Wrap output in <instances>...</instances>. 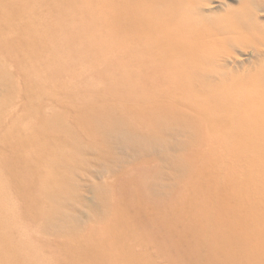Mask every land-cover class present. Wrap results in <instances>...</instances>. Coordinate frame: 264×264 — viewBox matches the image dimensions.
Listing matches in <instances>:
<instances>
[{
    "label": "rangeland",
    "instance_id": "374dc122",
    "mask_svg": "<svg viewBox=\"0 0 264 264\" xmlns=\"http://www.w3.org/2000/svg\"><path fill=\"white\" fill-rule=\"evenodd\" d=\"M207 1L209 4L196 14L206 13L208 7L215 6L216 9L221 1L233 3V0ZM109 6L108 0H0V36L3 37L0 39V61L15 86L9 96L6 93L7 101L0 117L2 157L7 158L10 145L19 144L21 153L18 152L17 156L21 172L25 170V161L35 162L38 157L46 163L49 159L51 161L55 157H61V154L66 157L67 152L77 145L91 144L99 149L104 145L99 126L110 125L113 114L129 120L136 128L153 131L157 118L170 111L178 112L195 120L194 132L197 136L179 151L186 169L170 192L160 199L150 195L149 184L158 180L157 172L161 168L159 160L149 157L122 167L108 178L111 191L109 213L99 218L94 217L95 220L76 235L71 233L55 237L38 232L40 215L29 211L28 197L23 199L9 187L8 194L15 199L19 208L16 211L17 222L23 226L28 224L29 244L32 242L31 245L36 246L35 263L72 264L74 260L75 264H79L81 259L84 264L264 263L261 254L260 261L254 256L253 250L256 247L264 253V246L255 245L254 238L251 237L247 246L240 244L239 240L227 243L217 238L220 232L229 227L217 221L226 210L223 208L222 211L215 202L216 197H209L204 192L205 189L198 190L200 185L209 187L213 184V177L219 176L230 184L232 190L228 192L236 201L250 204L255 200H263L264 188L259 183L264 186V169L254 165L253 158H258V154L264 156V131L259 127L245 129L215 125L199 116L204 115L200 111L205 106L200 104L209 102L207 97L211 98L206 95L208 91L198 89V80L165 81L120 76L114 58L113 29L105 22L104 16ZM33 27L38 31L37 37L44 34L43 37L50 38L46 45L49 49L52 43L51 51L59 54L56 55V64V59L49 58L38 46L40 43L36 36L30 33ZM255 42L262 47V42ZM243 44L248 48L256 46L245 41ZM30 46L34 47L30 49ZM11 47L15 49L12 51ZM189 49L191 50L185 52L187 58L193 56L201 59L200 55L210 47L192 43ZM233 50L238 54V47ZM204 59L200 60L202 70L208 71L211 65L205 57ZM217 64L221 69L239 71L251 66L247 61L241 60H218L215 66ZM260 82L264 88V80ZM190 83L189 87L185 86ZM249 85L250 89L243 93L228 88L221 92L228 95V100L237 103L234 107L251 111L264 103V90L260 94L257 90L259 88L252 87L250 83ZM193 87L199 91L193 90ZM254 94L261 97V102H256L254 106L245 105L246 98ZM13 129L17 132L12 135L10 131ZM157 131L156 128L154 132ZM252 150H255L254 153ZM11 155L12 153L8 156ZM49 173L47 168L38 171L35 179L37 185L43 179L48 180ZM241 173L253 180L252 187L248 184L244 187ZM6 175H3L5 182L9 179ZM247 211L250 218L257 217V227L258 221L261 222L258 229L264 233V204L251 206ZM215 212L217 215L213 218L212 214ZM203 213L209 218H205ZM244 213L245 211L243 215ZM2 214L3 212L0 217ZM21 215L25 217L20 219ZM116 219L122 221L118 232L113 225ZM229 221V225L235 226V231L240 232L233 217ZM13 224L8 226L9 230L14 227ZM4 231L7 232L5 228ZM242 232V238L253 233L250 230ZM109 234L114 236L115 241L105 239ZM98 236L104 241L105 251L102 253L91 257L93 254L89 250L86 255L75 253V259L68 255L64 257L63 252L68 250V245L86 247L91 238ZM227 246L231 249L229 255L222 252ZM33 249L35 247H20L18 251L21 264H26L27 258L33 256ZM1 250L2 247L0 254ZM5 258L7 257L2 253L0 260Z\"/></svg>",
    "mask_w": 264,
    "mask_h": 264
},
{
    "label": "bare ground",
    "instance_id": "6f19581e",
    "mask_svg": "<svg viewBox=\"0 0 264 264\" xmlns=\"http://www.w3.org/2000/svg\"><path fill=\"white\" fill-rule=\"evenodd\" d=\"M108 1L110 6L104 16L105 22L111 25L113 29L114 58L120 76L131 79L146 77L165 81L172 79L198 80V89L208 91L206 95L211 98L209 99L205 95L204 98L207 97L209 102L200 104L201 102L197 101L200 106L205 105L201 111L198 109V112L204 114L199 116L205 117L207 122L215 125H230L245 129L259 127L261 131H264V103L251 111L250 109L236 108L234 105L237 103L232 102L231 99L228 100V95L221 92L228 88L243 93L250 89L249 83L252 87L259 88L257 90L260 94L264 90L263 84L260 82L264 80V0H233L232 4L225 0L226 2L221 1L222 5L220 6L219 3L216 9L215 6L208 7L206 13L201 14L196 13L199 10L202 11L203 6L209 4V1ZM30 33L36 36L40 43L38 46L45 51L47 56L56 59L54 61L56 64L59 54L51 51L52 43L49 49V46L46 45L50 38L48 36L47 38L43 37L44 34H39L37 37L38 31L36 32L35 27L30 30ZM192 34L194 35L192 36ZM1 38L3 37L0 36ZM32 40L34 41V39ZM67 41L70 40L67 39ZM244 41L253 45H256L255 41L262 42L263 45L262 47L256 45L248 48L243 46ZM192 43L202 47L207 46L210 49L200 55L201 59L193 56L187 58L185 52L191 50L189 47ZM33 47L30 46V49ZM235 47L239 48L238 54L233 50ZM14 49L11 47L10 50L13 51ZM204 57L211 65L208 71L202 70L200 60H205ZM218 60L247 61L251 66L242 71L221 69L218 64L215 66ZM1 65L2 62L0 61V117L2 108L7 101L6 93L9 96L10 92L15 90L14 83ZM190 85L191 83L185 86L189 87ZM192 89L199 91L195 87ZM260 98L257 94L249 95L245 105L254 106L256 102H261ZM195 123V120L189 116L170 111L165 113V116L157 118L155 130L157 128L158 131L154 132L155 130L146 131L136 128L130 124L129 120L113 114L110 125L99 126L100 136L104 144L99 149L94 148L91 144L77 145L67 152L66 157H64L65 154H61L64 152H61V157H52L53 159L47 160L46 163L38 157L35 158V162L33 160L25 161V166L23 165L25 170L21 172L19 170L21 163L18 159V152L21 147L19 144L16 146V143L10 145L8 155L12 153L11 156L7 155L6 158L0 154V213L3 212L2 217H0L2 219L0 221V247H2L1 252L7 257L0 260V264H21L18 251L20 247L22 249L35 247L31 253L33 256L27 258L26 264H36L34 259L37 253L36 246L33 247L32 242L29 244L30 237L27 234L30 233V230L29 227H26L28 224L24 223L23 226L17 222L18 214L16 211L19 208L15 199L8 194L9 187L17 191L16 194H20L23 199L28 197L30 210L26 208L30 212H36L40 215L41 223L38 230L35 229V231L52 234L55 237L71 233L76 235L88 223H92L95 220L94 217L99 218L109 213L111 191L108 178L110 179L112 174L122 167L149 157L159 160L161 168L157 172L158 180L149 184L150 195L160 199L161 196L170 192L185 172L186 164L179 155V151L197 136L194 132ZM15 132H17L16 129L10 131L12 135ZM254 151L252 150L253 153ZM69 155L70 157H67ZM257 157L253 158L254 165L264 169V156L258 154ZM67 158L72 159H69V162ZM46 168L51 173H49V179H43V182L37 185L35 179L38 171ZM55 173L59 174V177ZM3 175L9 178L6 182L3 180ZM251 177H253L252 174ZM257 177L260 178L258 175ZM240 178L244 187L247 184L252 187L253 180L251 178L248 177L247 179L243 173H241ZM213 180L212 185L206 188L200 185L198 190L205 189L204 192L208 193L209 197H216L215 202H217L218 207L221 210L223 208L226 210V213H221L223 210L220 212L217 221L223 226L229 227L220 232L217 238H221L223 242L227 243H236L239 240L240 244L247 246L252 237L255 239V245L264 246V233L258 229L261 222L258 221L257 227L255 224L257 217L250 218L249 211H247L251 206L264 204V199L255 200L250 204L238 202L229 194L228 191L232 190V187L224 178L217 176L213 177ZM259 184L264 188L263 183ZM203 215L205 218L207 217L205 213ZM212 215L214 218L217 213ZM24 217L21 215L20 219ZM231 217L239 225L240 232L235 231V226L229 225L231 222L229 218ZM121 223L122 221L118 219L114 221L113 225L116 232L122 227ZM10 224H13L14 227H10L9 230ZM4 228L7 232L4 231ZM248 230L253 233L242 238L243 236L240 235L243 233L242 231ZM21 231L23 232L21 233ZM105 239L115 241L112 234H109ZM13 240L16 242L13 243ZM86 244V247L82 246L81 248L76 245H68V250L63 252L64 257L68 255L75 259L73 256L75 253L79 255L81 252V255H86L89 250L93 254L91 257H94L105 251L103 249L104 241L99 236L91 238ZM255 249L253 250L254 256L260 261L261 255L264 258V253L258 247ZM229 251L231 253V249L227 246L222 252L229 255ZM81 260L79 264H84ZM260 263L264 264L263 262ZM72 264H75L74 260H72ZM251 264L253 263L251 262Z\"/></svg>",
    "mask_w": 264,
    "mask_h": 264
}]
</instances>
